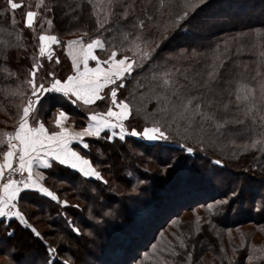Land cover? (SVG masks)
Segmentation results:
<instances>
[{"label": "trees", "instance_id": "1", "mask_svg": "<svg viewBox=\"0 0 264 264\" xmlns=\"http://www.w3.org/2000/svg\"><path fill=\"white\" fill-rule=\"evenodd\" d=\"M255 1L261 15L234 6L244 0H14L20 5L15 10L0 0V156L7 150L4 133L15 132L27 102L32 66L38 65L37 83H47L50 72L66 79L73 72L68 41L76 39H99L105 45L95 49L100 61L112 51L124 55L133 43L155 49L150 62L126 76L117 98L130 107L127 131L159 124L172 137L151 143L129 135L124 141L89 139L92 151L81 153L104 180L51 162L41 171V183L66 204L35 190L21 192L18 206L40 237L14 222L9 238L0 225V241H7L0 243V264H45L49 246L58 250L52 257L56 264H264V211L259 210L264 203V100L258 87L264 82V54L255 53L252 43L264 33V0ZM28 11L36 13L31 27L24 23ZM177 17L182 18L179 26ZM41 34L58 41L49 58L39 54ZM162 35L169 38L161 41ZM214 68L217 79L205 86ZM174 69L187 75V80L177 78L197 97L195 103L203 101L202 115L191 123L164 111L168 101L159 77ZM104 105L102 100L88 106L45 100L32 122L41 120L51 130L56 111L63 109L83 129L87 113ZM173 158L175 166L165 171L160 161ZM237 174L242 180H234ZM232 191L239 195L229 205L209 212L208 204ZM196 209L205 212L200 227L180 222L188 227L186 234H171L166 241V230Z\"/></svg>", "mask_w": 264, "mask_h": 264}, {"label": "snow or ice", "instance_id": "2", "mask_svg": "<svg viewBox=\"0 0 264 264\" xmlns=\"http://www.w3.org/2000/svg\"><path fill=\"white\" fill-rule=\"evenodd\" d=\"M7 2L13 10L20 7L14 0H7ZM198 2L203 3V0H198ZM184 15L186 16L187 12ZM35 16L36 13L33 11L26 13L24 22L26 27L33 25ZM181 19V17L176 18V26H179ZM167 31L168 29L165 28L164 32L167 33ZM168 38V35H162L161 41ZM139 39L140 37H137V40ZM39 41V54L41 57L47 53L48 44L46 41L58 43L55 36H45L43 34L39 36ZM68 45H79V47L69 50L67 53L72 58L74 74L68 75L66 79L62 80L50 72L48 75L51 79L47 83H37L38 65L34 64L29 74L30 78L26 81L27 85L30 86V93L27 95V102L21 106L18 127L14 134H6L9 137L7 151L3 154L4 162L0 164V225H3L9 238L15 234L14 229L11 232L8 231V229L12 228L14 222L25 225L31 229V232L36 237H40L39 231L28 223L25 214L18 206V197L22 190H36L51 200L58 201L57 195L40 182L43 179L41 173H36L34 178V166H41L47 169L51 166L50 160H55L60 165L78 170L86 178L103 179L101 173L92 167L88 159L69 147V143L72 140L83 136L100 137L102 131L106 129L111 130V134L107 136L108 140L119 137L121 141H124L126 135L138 137L149 142L169 141L172 138L159 124L144 127L142 131L132 128L128 132L124 121L130 116V107L125 100H118L117 98L118 90L125 86L118 82L126 76L132 75L136 71L137 66L142 69L145 66V62H150L154 58L155 49H149L146 43L143 48L139 44L133 43L132 47L124 49V55L118 57V52L112 51L107 59L100 61L93 52L95 48L103 49L105 47L99 39H93L87 44L79 39L71 40L68 41ZM129 51L133 53L131 58L127 55ZM216 59H219V56ZM90 60L96 62L95 67L89 66ZM179 75H184V79L187 80V75L181 73L179 69H174L171 72L166 71L159 77L160 84L158 87L163 97L168 101V108L164 109V111L166 113H174L180 120H187L191 123L196 116L202 115L201 105L203 101L195 103L197 97L191 96L185 86L179 84V79L177 78ZM207 75L208 80L204 82V85L211 86L217 79L215 68L213 71L208 72ZM109 86L110 91L106 95H110L111 104L107 112L103 114L91 113L88 116L87 127L83 128L81 132H69L67 128L63 127L62 122L67 118V114L63 109L59 111L54 121L59 128L58 131H49L42 123L35 127L30 126V120L38 113L39 107L45 100L63 98L70 101L72 105L82 103L88 106L96 101L103 100L105 95H102V93H105V89L109 88ZM260 88L261 100H264V82H261ZM237 98L239 99L240 97ZM157 99L159 101L160 97L158 96ZM251 146L255 147L256 142L254 141ZM83 147L88 148L89 145L84 143ZM180 147L188 153L193 152L191 147H185L184 145H180ZM13 158L18 160V164L15 167L13 166ZM160 163L164 165V170L168 171L175 166V158L172 161L164 159ZM215 163L220 164L221 161L216 160ZM5 169L9 170L8 177L5 176ZM25 171L28 173L26 179L16 180L10 178L17 172L24 173ZM238 195L237 191H232L230 196L208 204L207 208L210 213L214 209L219 210L220 206L229 205L232 199ZM58 202L62 205L66 204L65 201ZM259 210L264 211V203L261 204ZM103 215L108 216L110 213L105 212ZM73 231L79 232V229L73 228ZM0 243L6 245L7 241H0ZM180 246L184 247L183 241H181ZM14 251L15 248L12 249V252ZM57 251L56 248L51 246L47 248L45 264H56L52 257ZM188 255L191 257V253ZM64 264H68V262L65 261Z\"/></svg>", "mask_w": 264, "mask_h": 264}, {"label": "rangeland", "instance_id": "3", "mask_svg": "<svg viewBox=\"0 0 264 264\" xmlns=\"http://www.w3.org/2000/svg\"><path fill=\"white\" fill-rule=\"evenodd\" d=\"M244 1H246V2H243V4L241 5V6H238L237 4H235L234 6L237 8V7H242L245 11H246V13H253V14H256V15H258L259 14V12H260V10L262 9L261 8V6H260V3H257L256 1L254 2V0H244ZM248 1V2H247ZM234 3H236V1L234 2ZM239 3V2H238ZM248 5V6H247ZM228 7V5H226L225 6V9H228L227 8ZM252 7H253V9L254 10H252ZM256 9L258 10V11H256ZM259 15H261V14H259ZM216 16H218V15H216ZM262 35H264V33L262 32V33H259V34H257V35H255V37L252 39V43L253 44H255L257 47H256V49H255V53L257 52V54H264V36H262ZM46 36V35H45ZM77 40V39H76ZM91 41H89V42H84L85 44H87V43H90ZM245 42V41H244ZM46 43L48 44V48H47V53H46V55L45 56H48L47 58H49L50 57V55L53 53L52 52V47H53V45H54V43L55 42H48V41H46ZM40 46V45H39ZM76 47H79V45H76V46H72V45H68L67 46V52L69 51V50H73L74 48H76ZM96 49V48H95ZM95 49L93 50V52H94V54H95ZM254 53V54H255ZM96 55V54H95ZM71 59V58H70ZM95 65H96V62L95 61H89V66L90 67H95ZM103 66V65H102ZM71 75V74H70ZM126 78V77H125ZM125 78H123V80L125 79ZM123 80H121V81H119L118 83H123ZM258 87H260V85H258ZM110 91V86H109V88H107V89H105V93H102V95H105L106 93H108ZM63 99V98H62ZM63 100H65L66 102H67V100L66 99H63ZM101 101V100H100ZM106 105H104V109L102 110V111H97L96 109V111L95 110H93V111H89L88 113H87V119H88V116L91 114V113H101V114H103V113H106L107 112V109H108V107L110 106V104H111V97H110V95H107V96H105V98L102 100ZM69 102V101H68ZM97 102H99V101H96L94 104H92V105H95ZM65 106H68L67 104H65ZM94 109V108H93ZM114 110H116L115 108H114ZM70 122L73 124V126H74V128L75 129H82V128H80V127H77V125L70 119ZM125 122V121H124ZM87 125H88V123H87ZM49 126L52 128V129H55L56 127L54 126V125H52V123H50L49 124ZM149 127H151V126H149ZM127 130V129H126ZM118 131V130H117ZM129 132V131H128ZM110 133L111 132H109V131H104V132H102L101 133V135H100V137L101 136H105L106 138H107V136L108 135H110ZM6 134H11V132L10 133H4V138H5V140L7 139V142H8V136H6ZM0 135H1V133H0ZM2 136V135H1ZM127 136V135H126ZM130 136V135H129ZM92 138H99V137H88V138H85V139H83L82 140V144L81 145H73V148H74V150L75 151H77L80 155H82L84 158H86V159H88L87 158V153H85L84 155L81 153L83 150L85 151V152H90V151H92L91 149V147H90V144H89V142H88V140L89 139H92ZM115 138H119V137H115ZM135 138H137V139H140V138H138V137H135ZM1 139V138H0ZM141 140V139H140ZM144 142H146V143H151V142H149V141H145V140H143ZM84 143H87L88 145H89V147L88 148H84L83 147V144ZM0 158H3L4 159V156L3 155H1L0 156ZM89 160V159H88ZM89 162H90V164L92 165V167L93 168H95L96 169V166L95 165H93L92 164V162L89 160ZM14 165L13 166H16L17 164H18V162H14L13 163ZM97 171H98V169H96ZM42 171V170H41ZM24 173H26L27 175H28V173H27V171H25ZM37 173H41L42 174V172H37ZM79 173V172H78ZM36 174V173H35ZM79 174H81V173H79ZM82 175V174H81ZM43 176V175H42ZM83 176V175H82ZM86 178V177H85ZM95 178V177H94ZM96 179V178H95ZM102 180H104V179H102ZM234 180H236V181H239V180H242V177H241V175H235V177H234ZM236 181H233V185L235 184L234 182H236ZM41 182V181H40ZM62 186V185H61ZM60 185H57L56 187L58 188V187H61ZM23 191H25V190H22L21 192H23ZM36 191V190H35ZM21 194V193H20ZM19 194V195H20ZM41 194V193H40ZM263 194V193H262ZM259 196H262V195H259ZM264 196V195H263ZM19 198V197H18ZM205 219V212L203 211V210H201V209H196V211H194L193 213H185V214H183V218L179 221V222H176L172 227H170L169 229H167L166 230V232L164 233V239L167 241L171 236V234L173 235V234H178V235H185L186 234V231H187V228L188 227H190L191 228V226H192V228L193 229H197V228H199L200 227V225L202 224V222H203V220ZM183 221H185V222H189V223H187V224H189V226L187 227L186 225L184 226L183 225V223L179 226V223L180 222H183ZM184 224H186V223H184ZM192 229V230H193ZM186 230V231H185Z\"/></svg>", "mask_w": 264, "mask_h": 264}, {"label": "crops", "instance_id": "4", "mask_svg": "<svg viewBox=\"0 0 264 264\" xmlns=\"http://www.w3.org/2000/svg\"><path fill=\"white\" fill-rule=\"evenodd\" d=\"M70 57V56H69ZM71 58V57H70ZM71 60H72V58H71ZM81 67H82V65H81ZM72 74H74V71L72 72ZM71 74V75H72ZM58 113H59V111H56V113H55V117L58 115ZM54 121H55V118L53 119V122H52V125H54L56 128L55 129H48V127L43 123V122H41V120H38V121H34V122H32V119L30 120V126H32V127H35V126H38V124L39 123H42L44 126H45V128L47 129V130H49V131H58L59 130V128L55 125V123H54ZM62 125H63V127H65V128H67L68 129V131L69 132H81L82 131V129H75L74 128V126H73V124L70 122V118H69V116L67 115V118L62 122ZM87 127V126H86ZM104 131H109V132H111V130H104ZM104 131H102V132H104ZM15 133V132H14ZM13 133V134H14ZM111 134V133H110ZM88 137H90V136H83V137H80V138H78V139H75V140H72L70 143H69V147L70 148H72L73 150H74V148H73V145H81L82 144V140L83 139H85V138H88ZM91 137H95V136H91ZM7 151V150H6ZM75 151V150H74ZM14 162H18V160L17 159H15V158H13V163ZM51 162H56L55 160H50V164H51ZM56 163H58V162H56ZM59 164V163H58ZM62 166H65V165H62ZM65 167H68V166H65ZM68 168H70V167H68ZM43 169H45V168H43V167H41V166H34V169H33V173H34V178H35V173H37V172H41V170H43ZM71 169V168H70ZM73 171H76V172H78V170H74V169H72ZM87 178H90V179H95L94 177H87Z\"/></svg>", "mask_w": 264, "mask_h": 264}, {"label": "built area", "instance_id": "5", "mask_svg": "<svg viewBox=\"0 0 264 264\" xmlns=\"http://www.w3.org/2000/svg\"><path fill=\"white\" fill-rule=\"evenodd\" d=\"M3 162H4V159L3 158H0V164H2ZM8 173H9V170L8 169H5V176L6 177H8ZM10 178L16 179V180L26 179L27 178V174L26 173H19V172H17L14 175H12Z\"/></svg>", "mask_w": 264, "mask_h": 264}]
</instances>
